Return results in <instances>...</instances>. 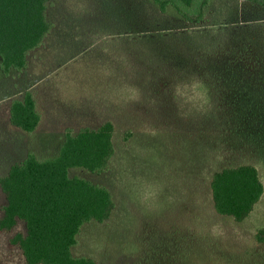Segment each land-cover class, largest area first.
Returning <instances> with one entry per match:
<instances>
[{
	"label": "rangeland",
	"instance_id": "obj_1",
	"mask_svg": "<svg viewBox=\"0 0 264 264\" xmlns=\"http://www.w3.org/2000/svg\"><path fill=\"white\" fill-rule=\"evenodd\" d=\"M162 1L196 18L205 0ZM204 12L197 23L152 0H50L53 28L32 51L39 63L27 80L51 94L32 136L10 123L9 104L23 94L9 86L18 73L0 66V178L29 152L55 156L67 129L115 126L109 170L70 171L108 188L116 203L107 221L82 228L76 257L264 264L256 240L264 195L238 223L216 212L211 189L214 173L240 165H254L264 183V0H209ZM5 205L0 188V218ZM18 232H26L21 222L0 233V264H25L9 246Z\"/></svg>",
	"mask_w": 264,
	"mask_h": 264
},
{
	"label": "trees",
	"instance_id": "obj_2",
	"mask_svg": "<svg viewBox=\"0 0 264 264\" xmlns=\"http://www.w3.org/2000/svg\"><path fill=\"white\" fill-rule=\"evenodd\" d=\"M50 0H0V59L4 75L22 73L28 67L30 53L43 45L53 28L47 18ZM162 12L169 4L190 22H201L204 7L196 18L180 10L174 2L152 0ZM191 7L194 0H179ZM41 121L32 92L15 99L10 107V123L31 135ZM115 126L106 121L97 129L83 128L76 134L65 132L58 153L40 159L29 152L0 178L6 197L0 233L13 234L21 222L26 232L9 239L10 248H19L25 264H99L96 259L73 254L82 228L91 222L104 223L113 214L116 203L110 190L78 176L73 169L105 173L115 154ZM211 189L214 208L221 216L241 223L250 217L264 195V183L254 165L224 168L214 173ZM256 240L264 244V229Z\"/></svg>",
	"mask_w": 264,
	"mask_h": 264
},
{
	"label": "crops",
	"instance_id": "obj_3",
	"mask_svg": "<svg viewBox=\"0 0 264 264\" xmlns=\"http://www.w3.org/2000/svg\"><path fill=\"white\" fill-rule=\"evenodd\" d=\"M32 53L33 52H31L30 55L28 56V67H27V69L20 74H15L14 76L9 77L10 78L9 79L10 80L9 86L10 85L13 86L14 83H16L17 89H15V90L16 91L19 90V91H17L18 92L17 94L13 93V95H15L14 97H16V95H22L27 91H30V92L32 91L34 98L36 100L37 109L41 114V121H40V124H39L37 130L33 134H31V136L34 135L35 133H37V131L39 130V128L43 124L44 116H45V114L43 113V110L45 109L43 104H45L46 101H47V103H49L48 101L50 100V94H51V91L49 89H46V88H44L41 92H35L34 90H32L30 82L27 80V76L31 73V69L35 70L38 66V63H39L36 55L32 54ZM33 55H35V56L33 57ZM33 59H35L34 63H33ZM10 107H11V104H9V109H8L9 110V114H8L9 120H10ZM49 111H50V108H49ZM47 116H50V118H57L58 117L57 115L51 114V111H50V114ZM13 131L20 135V132L18 130H16V128H14Z\"/></svg>",
	"mask_w": 264,
	"mask_h": 264
}]
</instances>
